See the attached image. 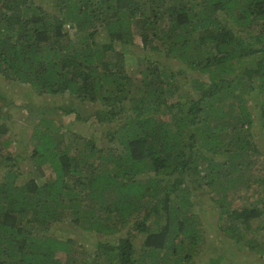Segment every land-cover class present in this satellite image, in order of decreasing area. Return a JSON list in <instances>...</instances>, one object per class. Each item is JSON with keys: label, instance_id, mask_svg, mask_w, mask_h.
Listing matches in <instances>:
<instances>
[{"label": "trees", "instance_id": "16d2710c", "mask_svg": "<svg viewBox=\"0 0 264 264\" xmlns=\"http://www.w3.org/2000/svg\"><path fill=\"white\" fill-rule=\"evenodd\" d=\"M0 76L76 103L31 110L15 138L0 107V264H222L240 247L264 264V0H0ZM84 101L91 132L73 127ZM65 220L94 234L82 262L59 255L83 244L50 232Z\"/></svg>", "mask_w": 264, "mask_h": 264}, {"label": "rangeland", "instance_id": "374dc122", "mask_svg": "<svg viewBox=\"0 0 264 264\" xmlns=\"http://www.w3.org/2000/svg\"><path fill=\"white\" fill-rule=\"evenodd\" d=\"M37 2L42 3L44 6L48 4L49 0H36ZM73 37H76V35L73 34ZM137 45L133 46L134 49H139V39L136 37ZM133 54L128 53L127 55V66L129 67L131 63L134 61ZM134 64H132L130 67H132ZM183 90V89H181ZM28 88L27 85L22 84L17 81H11L7 80L0 76V93L3 92L4 98L0 95V107H2L3 110H6L9 114L8 122L10 121V130L7 132L6 136H10L11 138L18 137L20 134V131L24 129V125H27L30 120L29 113L33 109H40V110H47L50 109L54 104L60 103V104H66L69 106H73L76 103L73 98H70L66 93L63 94H36L35 92H27ZM29 93V94H28ZM97 106L96 103L84 101L80 102L78 105V110L81 115V117H84V120L76 119L73 121L74 128L80 129L85 132H91L95 129L97 126V120L92 116V113H97ZM53 117H56L59 121H68L72 120L73 113H65L62 109H56L54 108ZM48 116H51V112H48ZM57 120V122H59ZM12 147V156L14 157V160L18 163L14 165V168L17 165H21V169L24 172V170H29L34 165L31 163V161L28 158V151L30 144L27 143V141L23 140L22 142L15 143ZM1 170L3 171V167H1ZM22 172V173H23ZM29 172V171H28ZM26 172V173H28ZM25 173V174H26ZM24 174V173H23ZM29 175V174H28ZM197 197L199 199L203 198L204 202L203 204L196 203L195 209L198 211V213L203 216V228H204V236H206L207 242H210L218 248L210 247L214 251L213 252H220L222 251V247L219 242V237H217V227H216V218H217V208L212 206V200L211 196L204 194V192L201 191V189L197 188ZM196 191V192H197ZM233 203L231 204L232 207L239 204L240 200H233ZM234 205V206H233ZM161 220V219H158ZM264 223V221H260L259 225ZM51 231L55 234L60 235L61 237H70L74 238L78 241H81L83 244L80 245L78 242L75 241L74 244H72L73 251L69 254H66L64 251H60L61 258L65 259L66 256H76L77 261L82 262L84 257V252L81 250L82 248L90 247L91 244L88 243L89 239L94 238V234L90 230H85L80 228L79 226H75L70 224L68 221H57L50 226ZM263 229V226L260 225L258 228V231H261ZM226 241L222 242L223 244L234 246L235 241L232 238H229L227 236H224ZM257 242H263L264 236L260 235L258 237ZM239 255L237 256V261L231 260V258L226 257L222 264H257V258L256 255L259 252H253L247 247H240ZM205 251V250H204ZM202 252L199 257V262H202L204 264H208V256L209 253L204 256L205 252ZM210 252V249H209ZM230 256V255H229Z\"/></svg>", "mask_w": 264, "mask_h": 264}]
</instances>
